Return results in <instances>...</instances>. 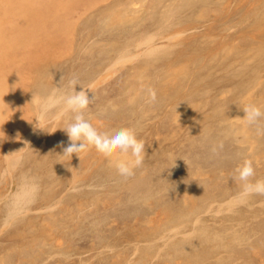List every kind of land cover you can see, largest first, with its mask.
Segmentation results:
<instances>
[{
  "label": "rangeland",
  "instance_id": "374dc122",
  "mask_svg": "<svg viewBox=\"0 0 264 264\" xmlns=\"http://www.w3.org/2000/svg\"><path fill=\"white\" fill-rule=\"evenodd\" d=\"M74 75L99 132L145 141L134 175L130 153L63 155L73 114L41 104ZM248 104L264 0H0V264H264V195L233 179L250 159L264 180Z\"/></svg>",
  "mask_w": 264,
  "mask_h": 264
},
{
  "label": "clouds",
  "instance_id": "9594fccd",
  "mask_svg": "<svg viewBox=\"0 0 264 264\" xmlns=\"http://www.w3.org/2000/svg\"><path fill=\"white\" fill-rule=\"evenodd\" d=\"M80 86L78 76H73L68 81L67 93L57 97L56 91L41 104V112L46 114L56 103L62 102L65 113H72V120L67 124L63 130L68 137L66 147H63V155H73L79 157L81 152L87 151L90 147L102 154L106 158H111L116 154L130 153L134 160H121L116 163V169L120 176L130 177L134 175V169L143 164L145 156V141L137 138L135 130L131 128H121L113 133L99 132L85 117V111L92 103L94 97L89 95L90 89L80 86L77 91V86ZM91 92V91H90ZM147 102L155 104L157 102V93L154 88L147 89ZM243 119L248 125H257V133H264V129L259 127L258 122L264 117V112L255 104H248L243 108ZM35 125L36 128L42 130L40 120ZM55 132V131H54ZM53 133V132H52ZM51 134V133H50ZM63 144V142H62ZM223 149V143H219L212 148V154L218 156ZM255 169L253 162L250 159H245L241 165L235 169L234 180H238L242 184V194L244 196L250 195H264V180H255Z\"/></svg>",
  "mask_w": 264,
  "mask_h": 264
},
{
  "label": "bare ground",
  "instance_id": "6f19581e",
  "mask_svg": "<svg viewBox=\"0 0 264 264\" xmlns=\"http://www.w3.org/2000/svg\"><path fill=\"white\" fill-rule=\"evenodd\" d=\"M253 19V18H252ZM162 33V32H161ZM180 34V33H179ZM178 35V34H177ZM149 37V36H148ZM156 38V37H155ZM166 38V37H165ZM145 39H146V37H145ZM176 39V38H175ZM151 40V39H150ZM144 42V41H143ZM150 42V41H149ZM162 44V43H161ZM165 44V43H164ZM167 45V44H166ZM149 46V45H148ZM154 48V47H153ZM159 49V48H158ZM157 50V49H156ZM149 51V50H148ZM158 51V50H157ZM153 53V52H152ZM146 54V53H145ZM147 55V54H146ZM254 85V84H253ZM252 86V85H251ZM250 87V86H249ZM39 99V98H38ZM4 115V114H3ZM220 119V118H219ZM36 121H37V119H36ZM6 122V121H5ZM35 127V126H34ZM21 143V142H20ZM23 143V142H22ZM251 148V147H250ZM176 166V165H175ZM177 168V167H176ZM29 177V176H28ZM31 179V178H30ZM33 179V178H32ZM34 180V179H33ZM29 181V180H28ZM30 183V182H29ZM32 183V182H31ZM34 184V183H33ZM242 199V198H241ZM233 201H235V200H233ZM223 203V202H222ZM236 205V204H235ZM212 214V213H211ZM189 220V219H188ZM207 222V221H206ZM219 223V222H218ZM188 225V224H187ZM191 228V227H190ZM175 231H177V230H175ZM184 231V230H183ZM190 231H188V233H189ZM187 233V232H186ZM210 234V233H209ZM181 235V234H180ZM185 235V234H184ZM155 239H157V238H155ZM163 243H165V242H163ZM163 245V244H162ZM182 251V250H181ZM195 251V250H194ZM190 252V251H189ZM153 256V255H152ZM220 257V256H219ZM221 262V261H220Z\"/></svg>",
  "mask_w": 264,
  "mask_h": 264
}]
</instances>
